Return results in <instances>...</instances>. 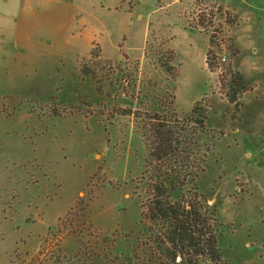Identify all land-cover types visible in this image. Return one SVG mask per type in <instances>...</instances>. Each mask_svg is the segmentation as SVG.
<instances>
[{"label": "rangeland", "instance_id": "374dc122", "mask_svg": "<svg viewBox=\"0 0 264 264\" xmlns=\"http://www.w3.org/2000/svg\"><path fill=\"white\" fill-rule=\"evenodd\" d=\"M1 11L23 33L1 43L0 264H162L141 207L147 130L116 108L172 102L181 117L198 100L206 158L191 186L228 264H264V1L0 0ZM168 49L175 76L159 63ZM230 66L246 83L238 109L220 81Z\"/></svg>", "mask_w": 264, "mask_h": 264}, {"label": "trees", "instance_id": "16d2710c", "mask_svg": "<svg viewBox=\"0 0 264 264\" xmlns=\"http://www.w3.org/2000/svg\"><path fill=\"white\" fill-rule=\"evenodd\" d=\"M126 2V0H122ZM129 3V2H128ZM132 9V6L129 4ZM213 16V14H211ZM206 18L200 17L198 26L206 27ZM227 23L233 20L228 16ZM212 25V18L208 20ZM214 32L209 37L210 46L214 41ZM232 56L236 55L231 42ZM167 59L159 55V63L165 71L175 76L176 67L172 63L175 51L168 49ZM206 53V64L213 69L214 62ZM91 56L100 58L98 53ZM112 68V62L106 60ZM84 77H95V70L88 65L80 69ZM227 77L220 74L222 88L227 99L236 109L241 105L236 87L245 88V80L239 72L228 68ZM127 94V89L124 88ZM163 112L132 111L130 108H116V113H135L143 121L147 130L149 154L145 161L144 178L147 179V197L142 202V215L148 221L147 244L162 264H201L208 259L212 264H228L223 257L214 217L203 196L191 184L203 171L206 151L202 150L200 135L206 129L207 109L202 101L194 103L190 113L179 116L172 108Z\"/></svg>", "mask_w": 264, "mask_h": 264}, {"label": "crops", "instance_id": "0c3cea01", "mask_svg": "<svg viewBox=\"0 0 264 264\" xmlns=\"http://www.w3.org/2000/svg\"><path fill=\"white\" fill-rule=\"evenodd\" d=\"M258 1H264V0H258ZM9 32H11L9 30V26H8V14L5 13L4 11L0 12V56L2 55L1 53V48H2V40H5L9 34ZM14 35H20L23 33V28L22 25L20 23H16L13 24L12 27V32Z\"/></svg>", "mask_w": 264, "mask_h": 264}]
</instances>
